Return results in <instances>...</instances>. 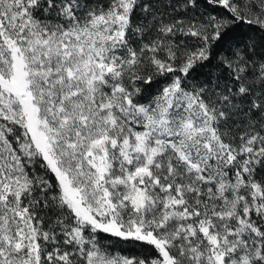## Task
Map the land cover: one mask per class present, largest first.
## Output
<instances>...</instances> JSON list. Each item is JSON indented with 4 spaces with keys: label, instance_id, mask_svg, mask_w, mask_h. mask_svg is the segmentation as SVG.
<instances>
[{
    "label": "snow or ice",
    "instance_id": "1",
    "mask_svg": "<svg viewBox=\"0 0 264 264\" xmlns=\"http://www.w3.org/2000/svg\"><path fill=\"white\" fill-rule=\"evenodd\" d=\"M0 264H264V0H0Z\"/></svg>",
    "mask_w": 264,
    "mask_h": 264
}]
</instances>
